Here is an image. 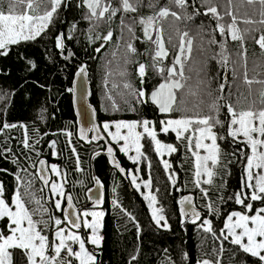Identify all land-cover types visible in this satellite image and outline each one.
<instances>
[{
	"label": "snow or ice",
	"instance_id": "obj_1",
	"mask_svg": "<svg viewBox=\"0 0 264 264\" xmlns=\"http://www.w3.org/2000/svg\"><path fill=\"white\" fill-rule=\"evenodd\" d=\"M74 6L82 10L81 20L88 25L81 34L97 45L93 51L108 53L102 71L105 85L111 82V88L105 92L104 111L139 115L134 120L80 127L79 139L105 141L111 163L121 174L125 168L115 158L113 145L136 164L141 158L147 160L144 141L150 142L171 187H176L177 174L164 157L183 149L205 212L202 215L192 197L184 196L179 200L180 223H191L210 234L216 245L205 254L210 258L202 256L195 264H223L225 242L255 258L253 264H264V0H75ZM72 7L73 0H0V57L46 36L56 27L60 12ZM79 23L70 22L67 32L54 36V47L65 60L75 55L67 41L76 38ZM249 41L260 49V56L251 61ZM230 43L235 47L230 49ZM140 45H145L143 51ZM17 55L30 69L37 67L25 54ZM213 62L223 70L222 77L219 72L212 75ZM75 75L86 78L88 66L81 65ZM218 77L221 82L213 87ZM88 107L95 120L96 109ZM46 111L38 113L40 122H46ZM14 129L22 134L19 154L10 144L15 138L8 135ZM88 133L95 135L89 139ZM64 134L74 170L82 173L73 133ZM47 135L35 122L30 128L0 118V158L11 159L20 169L14 173L16 183L10 192L0 181V264H98L96 250L104 240L105 212L98 210L103 195L88 196L91 209L78 206L67 191L68 170L40 158ZM161 136L174 137L175 143L164 142ZM48 147L52 156L59 157L56 140ZM133 151L135 155H128ZM21 159L26 166H21ZM235 165L240 168L239 187L229 192L227 177ZM147 167L149 179L144 187L149 192L144 199L156 227L170 232L164 208L158 206L159 189L151 190L150 161ZM137 178L133 174L131 183L139 190ZM91 179L98 189L104 187L99 178ZM112 204L135 224L139 239L141 229L135 217L118 200ZM233 204L239 208L231 209ZM208 216L221 218L222 226L214 227ZM136 259L132 255L129 264ZM182 259L188 264L187 252ZM163 264L176 261L168 256Z\"/></svg>",
	"mask_w": 264,
	"mask_h": 264
},
{
	"label": "trees",
	"instance_id": "obj_2",
	"mask_svg": "<svg viewBox=\"0 0 264 264\" xmlns=\"http://www.w3.org/2000/svg\"><path fill=\"white\" fill-rule=\"evenodd\" d=\"M74 4L75 0H73L72 8L60 12L56 27L46 36L36 42L14 48L8 57H0V96L4 97L3 100H0V118L9 123H24L30 128L35 122L41 133H48L40 146V158L46 159L49 163H57L68 170L67 191L76 198L78 206H83L87 202L86 192L92 187L91 178L95 176L101 180L105 186L106 200L104 228L101 233L104 240L101 248L96 250L98 264H129L132 255H137V259L131 261V264H163L168 256H171L176 264H185L182 259L183 252H187L190 257L188 264H195L202 256L210 258L205 254L210 253L212 247L216 246L211 235L199 231L191 223H185L183 226L180 223L178 202L185 194L192 195L196 200V206L203 213L205 212L201 194L192 183V172L189 164L185 162L186 154L183 149L167 158L172 164V170L177 174L176 187L170 186L163 165L148 141H144L143 149L147 160L142 159L141 166L139 165L141 178L148 180L147 164L149 161L151 162V190L155 192L157 188L159 189L157 195L160 205L158 206L164 208L171 224L172 230L169 232L156 227L145 201L132 186L128 176L123 178L109 166L107 159L102 155L105 146L94 143L84 144L77 140L71 108V92L68 90L72 88L73 78L81 65L88 66V79L92 90L90 103L96 109L98 121L101 124L106 120H134L138 119L139 115L128 110L115 113L104 111L105 92L111 88V82L107 86L105 85L104 72L102 71V65L105 63L108 53L105 52L103 55L95 53L93 49L97 45L89 44L81 34L88 25L87 22L81 20L82 10L76 8ZM144 11L147 14V10ZM72 21H80L76 38L67 41L68 50L75 55L71 59L65 60L54 47V36L61 31L67 32V27ZM199 22V20L196 21L197 24ZM116 23L118 24L119 21ZM102 31H106V29H102ZM217 39L220 37L217 36ZM144 47L145 45H140V50L143 51ZM229 47L231 49L235 45L230 43ZM247 49L250 61L260 56V49L252 41L248 42ZM17 53L25 54L35 62L37 67L30 69ZM66 54L67 52H65ZM211 70L212 75L215 76L219 72L220 77L223 76V70L219 69V66L214 62L211 65ZM154 79L159 78L154 77ZM219 82L221 81L218 77L214 81L213 87H216ZM229 83H231L230 75ZM5 108H7L6 113L3 111ZM41 109L47 110L45 113L46 122H40L37 119ZM148 117L154 119L155 115L149 112ZM66 131L73 133L72 145L76 147L80 155L81 166L84 169L82 173L74 170V157H72L70 147L65 141L64 133ZM8 135L15 138L10 141V144L19 154L23 151L18 144L22 135L20 130H11ZM160 138L164 142L175 143L174 137L161 136ZM52 140L57 141L56 151L59 153V157H51L48 143ZM113 146L122 167L127 172L129 170L136 171V165L126 160L117 147ZM96 152H100V155L96 156ZM21 166H26L23 159H21ZM0 169L7 170L0 171V181L10 192L16 183L14 173L20 169L11 162V159L3 158H0ZM32 171L33 169H29V172ZM231 171L232 175L227 177L229 192L235 191L239 187V165L233 166ZM21 175L26 176L23 172ZM35 187L37 189L40 187L39 182ZM45 194H47L46 189ZM113 200H118L123 208L135 217V221L139 223L141 229L139 239H137L135 224L113 207ZM224 207L227 209L229 206L225 205ZM238 208V205H231V209ZM56 214L59 215V213ZM207 218L213 220L214 227L222 226L221 218L211 216ZM88 247L91 249L92 246L88 245ZM224 247L223 264H253L255 258L235 250L227 242Z\"/></svg>",
	"mask_w": 264,
	"mask_h": 264
},
{
	"label": "water",
	"instance_id": "obj_3",
	"mask_svg": "<svg viewBox=\"0 0 264 264\" xmlns=\"http://www.w3.org/2000/svg\"><path fill=\"white\" fill-rule=\"evenodd\" d=\"M72 88L76 89L75 92H71V101H72L71 108H72V112H73V116H74V120H75V134H76V138H77L78 141H80V142H82L84 144H87L88 142L86 140H80L79 139V129H80V127L87 128V127H90L92 123H96L98 125L101 124L98 121V114H96V119L95 120L92 119L91 110L88 107L90 105L91 108H94L91 105V103H90V100H91V97H92V90H91V85H90L88 76L86 78L85 77L77 78L76 75H75L74 78H73V81H72ZM78 112L83 113V116L82 117L79 116ZM96 113H97V111H96ZM92 135H95V133H88L89 139L91 138ZM92 143H94V144H103L105 146V149L102 152V155L105 156V158L107 159L109 166L113 170H115L116 172L119 173V171L112 165L111 158L107 154V150H106L107 149V145H106L105 141H103V140H101V141H93ZM115 158L118 160V158L116 157V151H115ZM119 174L123 178H126L128 176L127 170H125V173H123V174L119 173ZM90 189L92 190L91 192H89V191L86 192V199H87L86 204L83 205V206H79V207L80 208H88V209L93 208L92 201L88 200V196L92 195V196L96 197V196H99L102 193L103 199H104V203H103L102 206H100V209H104L105 208V200H106L105 186L102 189H98L97 185L94 182V180H92V187ZM184 196L192 197L193 203L195 204V199H194V197L192 195L185 194L182 197H184ZM186 207H188V206H186ZM178 209H179V213H180L179 202H178ZM197 210L201 211L198 207H197ZM202 215H203V212H202Z\"/></svg>",
	"mask_w": 264,
	"mask_h": 264
},
{
	"label": "rangeland",
	"instance_id": "obj_4",
	"mask_svg": "<svg viewBox=\"0 0 264 264\" xmlns=\"http://www.w3.org/2000/svg\"><path fill=\"white\" fill-rule=\"evenodd\" d=\"M64 136H65V134H64ZM65 141L67 142V144H68V138L65 136ZM118 149V148H117ZM50 151L52 152V149H50ZM119 151V150H118ZM121 153V152H120ZM124 157H125V159L126 160H128L131 164H134L131 160H129L128 159V156H126L125 154H123V153H121ZM128 155H135V152L133 151V152H130ZM51 157H55V156H52L51 155ZM159 159H160V157H158ZM168 158V156L167 155H165V157H164V159H167ZM142 159L143 158H141V160H140V162L139 163H136L135 165H136V169L137 168H139V165L141 166V163H142ZM136 175L138 178H137V183L138 184H140L141 185V187H140V189L138 190L136 187H135V185H133L132 183V186L136 189V191L139 193V195L143 198V200L145 201V203H146V206H147V208H148V201H146L145 199H144V195H146L148 192H149V189H147V188H145L144 187V181H146V180H144L143 178H141V175H140V173L139 172H137V171H132V170H129L128 171V178H129V180H130V182H131V176L132 175ZM195 204H196V200H195ZM98 210H103L104 211V209H98ZM148 210H149V213H150V215H151V210L148 208Z\"/></svg>",
	"mask_w": 264,
	"mask_h": 264
}]
</instances>
